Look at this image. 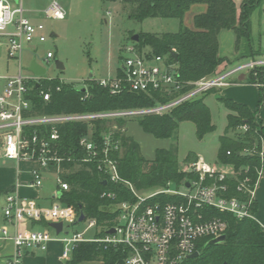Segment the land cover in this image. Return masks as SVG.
I'll use <instances>...</instances> for the list:
<instances>
[{
	"label": "built area",
	"instance_id": "2783aa9c",
	"mask_svg": "<svg viewBox=\"0 0 264 264\" xmlns=\"http://www.w3.org/2000/svg\"><path fill=\"white\" fill-rule=\"evenodd\" d=\"M29 13L35 16L42 14L44 19H32ZM66 16L67 11L59 0H48V5L43 10L26 8L24 0H0V48L7 51L9 58L19 62L20 69L16 76H0V79H5L0 92L1 154L8 159L28 160L37 164L31 172L32 180L29 185L32 188L40 190L44 186L45 172L51 169L57 179L53 201L48 206L39 205L34 200L26 201L17 191L7 194L3 207L6 223L0 227V241L12 242L14 249L3 264H23L27 250L34 247L47 250L52 241L63 243L64 259L70 258L78 243L97 241L123 245V264H182L189 255L198 251L197 245L201 239L212 240L226 234L228 222L223 218L207 215L204 211L206 207L230 213L238 219H256L252 206L256 201L259 181L264 176V149L260 153L262 168L254 185H251L248 176L238 184V190L245 193L246 198L227 196L229 187L226 181L237 178V171L232 165H213L202 157L186 167L185 171L193 173L194 177L184 182L181 188L170 183L168 187L141 192L133 183L121 177L118 160L112 156L114 151L122 150L121 141L115 136L118 129L115 124L103 134V144L94 139L90 130L81 137L80 146L86 155L79 160L94 162L98 171L106 177V181L123 182L137 199L134 202L122 201L116 205L115 223L103 228L102 231H106L104 237L86 238L85 232L72 233L67 229L66 224L69 226L79 222L81 212L72 205L64 204L59 196V193L62 196L71 188L63 176L66 172L63 163L74 160L72 156L61 154L58 149L60 124L84 121L89 124L90 129L94 119L162 114L191 97L214 87L230 84L229 78L233 72L217 73L213 77L185 82L180 79L177 65L170 62L166 56L155 55L148 50L140 52L136 46L129 45L125 48L128 55L121 60L117 74L97 79L99 84L108 88L112 94L124 90H165L174 93L181 92L188 86L192 87L170 102L151 108L95 113L35 114L31 97L32 87L36 85L40 96L49 101L53 89L44 86L42 80L51 77L23 75L21 54L28 44L47 41L45 20H63ZM54 56V52L49 50L46 60L49 61ZM263 65L264 59L258 58L249 60L237 69L251 70ZM257 83L263 84L259 81ZM83 86L85 97H88V84L84 83ZM60 88L57 86L56 89ZM241 128L245 130L247 126ZM188 182L189 187L186 186ZM162 194L176 195L181 201L162 204L157 198ZM102 196L114 198L115 194L104 192ZM33 220L63 222V229L57 233L50 226L28 227L27 224ZM96 226H99L97 220L89 219L87 229ZM112 228L115 231L110 233ZM117 264L121 263L118 261Z\"/></svg>",
	"mask_w": 264,
	"mask_h": 264
},
{
	"label": "trees",
	"instance_id": "16d2710c",
	"mask_svg": "<svg viewBox=\"0 0 264 264\" xmlns=\"http://www.w3.org/2000/svg\"><path fill=\"white\" fill-rule=\"evenodd\" d=\"M135 4L131 17L142 21L147 17L176 18L180 20V29L176 32L163 34L144 33L135 43L137 49L151 51L155 55L166 56L177 65L180 79L197 81L204 77H213L218 68L227 61L221 55L219 35L222 30H233L236 34V49H240L244 39L251 42L253 12L262 7L264 0H243L238 14L234 0H129ZM194 4H205L206 10L195 15L194 27L184 25L186 12ZM252 50V49H251ZM176 51V60L172 52ZM255 55L254 52L251 53ZM256 54H261L260 48ZM124 56H121V60ZM257 71V74H255ZM248 81L264 83V65L249 70ZM46 87H52V96L45 101L40 96L39 88L34 85L31 97L35 114L62 113H95L114 112L134 109L151 108L166 104L187 92L188 86L181 92L168 93L165 90L150 92L124 90L112 94L110 90L99 84L93 78L88 81L89 96L78 86L61 81L59 78L43 79ZM60 86V90H57ZM210 89L191 97L162 114L134 115L139 119L142 129L157 138L176 137L180 124L191 121L196 126V134L202 139L215 130L211 108L205 99ZM219 100L229 110L227 115L226 132L219 136V164L232 165L237 171V178L227 180L228 197L246 198V194L238 190L239 182L248 176L251 185L258 179L262 168L260 153L264 148V124L259 117V107L252 111L247 105L231 98L219 96ZM128 116L108 117L92 120L94 126L93 137L103 144V134L115 124L118 129L115 136L120 139L122 150L114 151L112 156L118 160V169L123 179L130 181L141 191L168 187L172 183L181 188L184 182L194 177V174L182 170L178 158V146L172 148H157L155 157L148 159L142 153L140 143L128 132L122 131ZM247 126L245 130L241 127ZM60 140L58 149L61 154L72 156L74 160L64 162L66 170L63 175L71 188L60 197L66 205L75 206L83 210L86 219H96L98 224L111 226L117 217L116 205L122 201H136V196L123 182L106 181V177L99 171L94 162H82L79 159L86 155L80 146V139L89 132V124L84 121H70L58 126ZM198 156L189 154L185 162H196ZM75 171H72L73 168ZM104 192L114 193L115 197L102 196ZM162 204L179 202L176 195L162 194L157 197ZM257 201L252 210L256 212ZM210 217H220L228 222L226 239L220 243L211 242V238H203L198 242L199 256L186 258L182 264H264V228L257 219H238L230 213L220 212L206 207L204 209ZM46 220L31 222V227H49ZM100 236H105L102 231ZM124 246L107 242L83 241L71 252V259L66 264H79L83 261H99L100 264H117L124 257Z\"/></svg>",
	"mask_w": 264,
	"mask_h": 264
},
{
	"label": "rangeland",
	"instance_id": "374dc122",
	"mask_svg": "<svg viewBox=\"0 0 264 264\" xmlns=\"http://www.w3.org/2000/svg\"><path fill=\"white\" fill-rule=\"evenodd\" d=\"M59 1L67 11V16L63 20H45L48 39L43 43L36 41L26 46L21 54L23 75L30 73L29 67L35 60L46 68V77L59 78L63 82L77 86L88 83L91 78H109L115 76L116 68L121 64V56L128 55L125 48L129 45L135 46L136 41L132 40L133 35L139 34L140 36L142 32L163 34L165 32H176L180 29V20L176 18L147 17L142 21L133 19L131 11L135 4L129 0ZM24 5L26 8L43 10L47 7L48 0H24ZM205 10V4L192 5L185 14L184 25L193 28L195 15ZM28 15L32 19L42 18V16L33 14ZM251 23V46L244 39L240 49H236V34L233 30L221 31L219 35L220 53L227 58V61L222 65L234 67L249 60L264 58V11L262 7H258L253 12ZM259 48L262 54L258 55L256 53ZM49 50H52L55 56L47 61L46 54ZM252 52L255 55H252ZM2 54L7 59L9 58L5 49L2 50ZM9 59L11 60V69L8 73L12 75L18 74L17 62L14 59ZM58 60L64 64L63 69L57 67ZM241 72L249 73V69H242L233 76L239 75ZM216 88L214 87V90L209 93L211 96L208 95L209 97H206L216 128L202 139L198 138L196 126L191 121H183L180 124L177 136L169 138H157L153 134L144 131L139 124V119L134 115L126 118L127 123L122 129L129 132L140 143L142 152L147 158H154L157 148L170 149L176 144L182 170H186L188 166L189 162H185V159L189 154L202 156L213 165L218 164L219 136L226 132L229 110L219 100L221 93L217 92ZM90 132H94L93 124L90 127ZM0 156H3L1 150ZM75 168L76 166L72 171H75ZM20 171L23 173L21 179L26 178L25 174L28 173V170ZM56 188V177L52 174H45L44 186L39 193L44 195V197H49ZM182 189L185 190V188ZM27 190L32 191L30 188H27ZM2 204L0 202L1 213L3 212ZM73 207L78 212H84L83 210L79 211L75 206ZM255 214L256 219L264 226L263 197L259 200ZM88 224L89 219H85L69 226L66 224V227L72 233L85 232L84 236L86 238L103 237L99 234L105 227L104 225L99 224V226L87 229ZM83 264H98V262L90 261Z\"/></svg>",
	"mask_w": 264,
	"mask_h": 264
},
{
	"label": "crops",
	"instance_id": "0c3cea01",
	"mask_svg": "<svg viewBox=\"0 0 264 264\" xmlns=\"http://www.w3.org/2000/svg\"><path fill=\"white\" fill-rule=\"evenodd\" d=\"M234 1L237 5L238 14H239L243 0H234ZM29 9H37V8H29ZM38 10H42V9H38ZM29 14H33V13H29ZM39 16H42V14H39ZM40 19H44L43 16L42 18L40 17ZM261 47H262V42H261ZM2 50L4 49L0 48V76L8 77V76L18 75L19 73L16 75H12L8 73L11 69L10 67L11 60L9 58L7 59L2 54ZM260 52L262 54L261 50ZM260 59H264V58H260ZM15 61L18 64L17 66L18 70H20L19 62L17 60ZM33 62H35V60ZM241 65L242 64H239L238 66H234V67L232 66L227 67L225 65H221L219 67L218 73H224L228 71H232L233 73L231 74L229 78L230 84L217 87L216 91L220 92L221 95L224 97L231 98L239 103H243L247 105L252 111H256L258 109L261 98H263V102L261 106L259 107L260 109L258 111V114L264 124V83L259 84V83L249 82L248 73H245V72H241L239 75L233 76L236 72H239L240 70H242V69H237ZM116 69H117L116 71V74H117L118 67ZM22 70H23V67H22ZM33 74L34 73L30 71V73L27 75H33ZM4 84H5V79H0V92L2 91L4 87ZM198 157L200 158L202 156H198ZM148 159H153V158H148ZM36 166L37 164L32 161H28V160L18 161V160H12V159L5 158L4 156H0V202L3 203L2 207H4L5 205L7 194L13 191H17L20 194V196L26 201L34 200L39 205H43V206L50 205V203L53 201V194L55 190L52 192L51 196L44 197V195H41L39 193L40 190L32 188L29 185V183L32 180L31 172L33 168H35ZM20 170H28V173L25 174L26 178L21 179L23 173ZM45 174H49V175L52 174L53 176H55L52 169L50 171L45 172ZM27 188H30L32 191L31 192L28 191ZM263 191H264V176L260 179L258 187H257V191H256V201L258 204H259L260 198L261 197L264 198ZM5 223H6V219L4 216V212L2 213L0 212V227L4 225ZM27 226L30 227L31 223L29 222ZM262 227L264 228L263 225ZM63 248H64L63 243L59 241L50 242L47 250H42L39 247L31 248L27 250L23 258V264H66L67 260H69L70 258L64 259L62 257ZM13 249H14V246L12 242H9V241L1 242L0 241V264H3L6 261L8 256L12 253ZM87 262H90V261H83L79 264H83ZM96 262L100 264L99 261H96Z\"/></svg>",
	"mask_w": 264,
	"mask_h": 264
},
{
	"label": "water",
	"instance_id": "95a60500",
	"mask_svg": "<svg viewBox=\"0 0 264 264\" xmlns=\"http://www.w3.org/2000/svg\"><path fill=\"white\" fill-rule=\"evenodd\" d=\"M55 35V34H53ZM140 39V36L139 34H135L132 36V40L138 42ZM173 56L175 57V59L177 60L178 59V54L176 51L172 52ZM57 67L60 68V69H63L64 68V64L62 62H60L59 60L57 61ZM29 70L31 72H33L35 75H39V76H44L46 74V68L41 66L40 64H38L36 61L33 62L31 64V66L29 67ZM93 79V78H91ZM82 91H85V86L81 85V86H78ZM107 181H105L106 183ZM186 186H190L189 182L186 184ZM59 196L61 197V193H59ZM85 214L84 212H81L80 214V217L78 219V221H83L85 219ZM49 226L54 228L57 233L61 232L62 229H63V222H50L49 223ZM115 231L114 228L110 229L109 232L110 233H113ZM226 239V234H223L217 238H214L211 240V242L213 243H220V242H223L224 240ZM200 252L199 251H195L194 253H192L191 255H189V258H194V257H197L199 256ZM119 263L123 264L124 261L121 259L119 260Z\"/></svg>",
	"mask_w": 264,
	"mask_h": 264
}]
</instances>
